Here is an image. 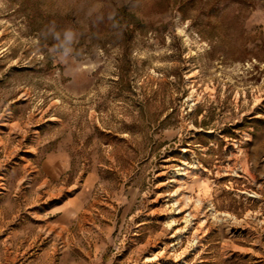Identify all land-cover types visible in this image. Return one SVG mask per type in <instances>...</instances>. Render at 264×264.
Wrapping results in <instances>:
<instances>
[{
	"label": "rangeland",
	"instance_id": "1",
	"mask_svg": "<svg viewBox=\"0 0 264 264\" xmlns=\"http://www.w3.org/2000/svg\"><path fill=\"white\" fill-rule=\"evenodd\" d=\"M0 264H264V0H0Z\"/></svg>",
	"mask_w": 264,
	"mask_h": 264
},
{
	"label": "bare ground",
	"instance_id": "2",
	"mask_svg": "<svg viewBox=\"0 0 264 264\" xmlns=\"http://www.w3.org/2000/svg\"><path fill=\"white\" fill-rule=\"evenodd\" d=\"M194 183H200L202 185L208 186V180L202 176H197L194 180ZM197 202L199 203L200 199H198Z\"/></svg>",
	"mask_w": 264,
	"mask_h": 264
}]
</instances>
